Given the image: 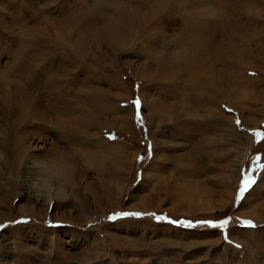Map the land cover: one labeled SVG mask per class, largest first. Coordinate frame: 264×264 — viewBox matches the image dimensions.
Returning <instances> with one entry per match:
<instances>
[{
	"label": "rangeland",
	"instance_id": "374dc122",
	"mask_svg": "<svg viewBox=\"0 0 264 264\" xmlns=\"http://www.w3.org/2000/svg\"><path fill=\"white\" fill-rule=\"evenodd\" d=\"M0 264H264V0H0Z\"/></svg>",
	"mask_w": 264,
	"mask_h": 264
},
{
	"label": "bare ground",
	"instance_id": "6f19581e",
	"mask_svg": "<svg viewBox=\"0 0 264 264\" xmlns=\"http://www.w3.org/2000/svg\"><path fill=\"white\" fill-rule=\"evenodd\" d=\"M194 22V21H193ZM201 22V21H200ZM200 24V27L198 28H192L190 30V35L189 36H193L195 39L191 40V45L186 47V55H189L187 56L186 58L189 60L188 62H190L189 64H187V69H192V68H196V71H197V67H201L205 64H210V61H209V57H210V60L211 58H214L216 57L215 59H218V58H224L227 56V54L225 53L224 49L222 46H218L217 47V44H219V41H217L216 39V36L213 35L212 32L208 33V32H205V29L202 28L201 26V23ZM206 25H210V23H206ZM225 25H223L222 27H224ZM201 29H203L201 31ZM221 30H223L224 32L222 33L223 35L225 34V30L226 28H221ZM222 32V31H221ZM204 34V35H202ZM221 35V34H220ZM223 38V37H222ZM222 43V42H221ZM190 48V49H188ZM222 52V53H221ZM208 53V54H207ZM218 53V54H217ZM225 60V59H224ZM170 62V61H169ZM187 62V60H186ZM209 62V63H208ZM216 61L214 60V63ZM211 63H213L211 61ZM224 63V62H223ZM225 64V63H224ZM190 66V67H188ZM225 68V67H224ZM200 70V69H199ZM198 70V76L202 79V77L200 76V73L202 72V69L201 71ZM209 71H211L212 73V76H213V72L217 74L218 76V84H210L208 85L209 87H207V89H214V88H217L218 92L217 93H221L223 95V97L225 98V96L228 95V90H227V87L229 86L230 81H229V77L228 75L229 74H226V73H222V72H218L217 70L215 71L213 69V67H210L209 66ZM223 70V69H222ZM160 71V70H159ZM195 71V70H194ZM193 71V72H194ZM191 72V71H190ZM159 74V73H158ZM197 76V78H198ZM230 76V75H229ZM195 77V75H194ZM195 80H198V79H195ZM193 83V82H192ZM194 84V83H193ZM226 84H228V86L226 87ZM199 85V84H198ZM202 85V84H201ZM200 86V85H199ZM204 89V88H202ZM220 96V95H219ZM17 102V101H16ZM164 108V107H163ZM161 111V110H160ZM190 112V111H189ZM188 112V113H189ZM161 112H159L160 114ZM187 113V114H188ZM155 116V115H154ZM189 116V115H187ZM162 117V116H161ZM70 141V140H69ZM72 142V140H71ZM74 142V141H73ZM57 162H58V165H60L62 163V160H64L63 156L61 155H58L57 157H55ZM64 163V162H63ZM62 166V165H61ZM60 167V166H59ZM54 171V170H53ZM59 171V170H58Z\"/></svg>",
	"mask_w": 264,
	"mask_h": 264
},
{
	"label": "snow or ice",
	"instance_id": "6c2138e0",
	"mask_svg": "<svg viewBox=\"0 0 264 264\" xmlns=\"http://www.w3.org/2000/svg\"><path fill=\"white\" fill-rule=\"evenodd\" d=\"M138 103V102H137ZM250 183V181H245L244 182V187L241 189V192L245 191L247 189V185ZM128 215H136V214H128ZM227 220L226 221H223L221 226H223L224 224H227Z\"/></svg>",
	"mask_w": 264,
	"mask_h": 264
}]
</instances>
